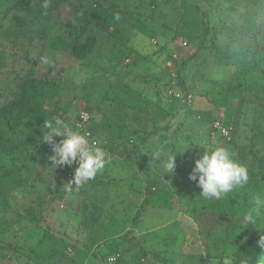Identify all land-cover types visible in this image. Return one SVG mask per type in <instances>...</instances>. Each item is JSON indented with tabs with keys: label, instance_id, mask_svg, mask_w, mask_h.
I'll return each instance as SVG.
<instances>
[{
	"label": "trees",
	"instance_id": "1",
	"mask_svg": "<svg viewBox=\"0 0 264 264\" xmlns=\"http://www.w3.org/2000/svg\"><path fill=\"white\" fill-rule=\"evenodd\" d=\"M178 1L0 0V264H9L15 257L23 259L24 264H60L57 260L69 244L88 257L97 256L93 248L98 244L107 247L109 254L105 259L101 255L99 258L102 264H108L115 254L118 257L111 264H145L142 259L147 258L150 264H187L186 258H196L201 264H222L226 255H230L233 264H264V207L259 209L255 224L246 225L243 219L256 199L264 200V0H194L191 4ZM64 6L71 11L67 20L58 18ZM135 23L140 27L138 33L157 40L152 55L141 57L145 65L148 60L153 62V56H165L160 75H166L172 88L182 93L180 99L168 98L184 118L178 127L185 128L196 121L193 114L197 107L182 78L184 68L205 53L207 58L212 54V64L206 67L234 69L232 80L208 82L210 89L217 92L214 97H220V106L228 111L226 118L219 121L229 129L230 140L223 141L211 126L215 119L206 117L199 125L205 146L189 144L190 155L185 160L175 156L172 184L167 186L146 176L142 190L136 191L143 195L142 202L131 216V223L135 224L146 208L171 209L176 197L180 213H187L198 228L204 216L212 217L214 224L202 242V256L191 251L195 235L200 234L194 227L184 230L187 245L181 246L173 258L166 251L143 248L133 236L134 225L126 231L123 212H117L118 217L105 215L102 208L87 201L85 182L77 188L71 181L76 164L51 165V146L40 140L44 121L59 118L77 131L74 125L78 114L69 112V106L60 105L70 66L59 61L57 55L86 66L101 41L111 40L116 52L110 53V70L119 67L128 73L130 65L123 66L125 58L135 52L133 65L141 59L128 47L136 34L131 27ZM113 28L125 34L127 31L124 41L112 35ZM224 34L229 43L238 44L237 51L229 52L228 47L223 50L217 45ZM176 40L195 50L181 62L172 55ZM168 62L172 69L165 66ZM107 88L109 91H103L97 106L87 105L84 109L90 115L91 138L97 140L91 128L93 115H97L103 120L102 133H109L111 140L118 141L119 149L129 152L142 172L153 161L152 156L145 157V146L151 138H167L172 129V112L145 93L133 91L122 77L112 78ZM241 125L247 127L249 135L242 141L236 137ZM55 139L59 142L62 137ZM217 146L228 148L233 158L246 166L249 176L248 183L236 188L231 199L223 202L196 198V182L189 179L195 160L205 149ZM197 151L201 154L192 159ZM30 168L35 171L32 175L28 174ZM43 173L49 174L51 181ZM98 179L100 176H95L94 180ZM131 186L128 189L133 191ZM160 188L169 190V195L158 193ZM75 198L81 201L73 210L78 219L75 237L71 238L65 230L54 231L47 226V215L56 202L66 199L68 207ZM222 207L230 208L231 213L221 214ZM70 221L68 218L64 227Z\"/></svg>",
	"mask_w": 264,
	"mask_h": 264
},
{
	"label": "rangeland",
	"instance_id": "2",
	"mask_svg": "<svg viewBox=\"0 0 264 264\" xmlns=\"http://www.w3.org/2000/svg\"><path fill=\"white\" fill-rule=\"evenodd\" d=\"M194 0H180L179 4L188 3L191 4ZM203 4V3H202ZM206 5L204 4V7ZM233 17V16H232ZM58 18L61 20H67L71 18V11L67 6L61 8ZM231 20L235 21L236 17L231 18ZM129 20L126 21V23ZM240 24V23H239ZM263 23L259 22L261 26ZM130 23L127 27H130ZM263 26V25H262ZM134 32L136 33L132 39L130 40L129 48L132 47L139 54V58L144 57L145 55H152L155 51V47L153 46L157 40L150 39V35L146 33H138L137 30L140 29L137 23L132 25ZM264 30V26L262 27ZM126 31V30H125ZM112 35L122 42L124 41L126 34L120 31L111 29ZM229 38V37H228ZM227 38V35H221L216 41L217 45L221 49H227L229 52L237 51L236 42L234 44L229 43L230 39ZM117 41V43H120ZM111 40H102L98 48L95 50L94 55L88 60L89 64H85L86 66H80L77 61L66 58L62 55H57L58 60L68 63L69 70L67 72V77L63 84L64 93L60 102L62 106H69V112H74L75 114H79L85 107L97 106L101 101V96L104 92L109 91L110 88H107L112 81V78L122 77V79L128 83L130 88L133 91H138L141 93H145V95L151 99L154 103L158 102L161 107L164 109L170 110L172 112L173 118L171 121L172 129L168 133L167 138L159 139V138H151L146 144L145 157L148 159L152 156L153 161L151 163H147L143 167V171L138 170L134 157L129 152H124L119 149V142L113 141L110 139L109 133H102L101 127L104 126L102 117H98L97 115H93L91 128H94L96 132L97 147H101L107 157L108 163L105 168L99 172L96 177L101 179L98 180H88L85 181L87 188V196L86 200L95 203L97 206L102 208L105 212V215H109L111 213L112 217H118L117 212H123L125 220L123 224H126V231L128 232L130 228L133 227V236L137 239L138 243L145 249L151 250H161L168 252L169 258H173L175 255H178L181 251V246H186L187 242L185 239L183 240L184 230L191 228H198L197 223H194L192 218L187 214L180 213V207H178L176 202V197H174L172 201L171 209H153L146 208L140 217L136 219V223H131V216H134V212L136 210V205L139 206L142 202L143 195L136 193L137 190H142L143 184L146 176L154 178L159 182H163V184H172L174 182V175H169L167 173L162 175V169L160 166V162L154 159V154L156 152H161L164 154V158H166L167 154L171 150L176 153V157H179L185 160L186 157L190 155V148H188L189 144H200L205 146L206 140H202V130L200 129V124L206 121V117H210L212 119L223 120L226 118V113H228L227 109L220 106V97L217 99L214 97L216 90L210 89V85L208 82L211 80L217 79H233V68H225L207 66L206 64H212L211 58L212 54H209L207 58L205 53H200L199 56H196L194 61L190 63L188 66L184 68L182 71V78L184 79L185 87L190 93L191 100L194 98L196 105V113L193 114L195 118V122L189 123L188 127L182 128L178 125L183 121L182 113L178 112V109L171 104L168 98V90L175 91L176 94L181 96V92L175 90V88L169 84L168 77L166 75H160L165 56L161 57H151L153 62H148L145 65V60L138 59L137 64L132 63V58L136 56L135 52L130 55L128 58H125L123 61L124 65H130L128 68V73L125 70L120 69L119 67L114 70H110V65L112 58L110 53L113 51L114 55L116 49L113 50ZM195 50L181 40H176L172 44V55L175 60L184 61L186 60ZM225 52V51H224ZM226 57V54H224ZM156 65H153V63ZM169 69H172L173 65L171 62H168L166 65ZM164 66V67H165ZM127 74V75H126ZM169 86V87H168ZM107 88V89H106ZM105 90V91H104ZM210 95H208V91ZM104 91V92H103ZM206 92V94H205ZM215 102L216 105H214ZM171 106V107H170ZM68 112V113H69ZM197 114V115H196ZM197 116L200 119H197ZM241 118V116H240ZM249 122V120H248ZM75 127V126H74ZM247 127L241 125L239 127V132L236 137H239L240 140H244L246 138ZM249 136V135H248ZM213 143L215 139L210 140ZM193 150V148H191ZM183 151V153H181ZM196 156L191 157L194 159L198 158L199 152ZM194 155V154H193ZM22 161V160H21ZM24 162L28 163L27 160ZM31 166L34 167L35 163L31 162ZM34 169L28 170V174L32 175L34 173ZM146 172V173H145ZM44 174V173H43ZM147 174V175H146ZM44 178L47 181H51V176L49 174H44ZM132 184L133 191L129 190V185ZM120 185V187H119ZM197 185V184H196ZM117 186V188H113ZM168 186V185H167ZM197 196L196 198H201L200 191L201 189L197 186ZM46 190L49 191L47 186ZM161 195H169V190H164L162 188L156 190ZM234 191L222 199H219L220 202H223L224 199H231L234 195ZM68 200V198H66ZM56 202L52 211L47 215V226H50L54 231H62L65 230L71 238L75 237V229L77 225L78 214L77 212L73 214V210L76 211V207L80 206L79 201L81 199L75 198L74 203L70 204L68 207V201ZM74 199V198H73ZM78 202V204L76 203ZM76 204V205H75ZM78 205V206H77ZM135 206V207H134ZM235 210V208H232ZM231 213L230 208L221 209V214H229ZM68 218L71 219L70 225L64 227L66 220ZM192 221V222H191ZM213 220L210 216H204V218L200 222V227L198 228L200 234L195 235L193 239L194 248L191 250L196 256L203 255V244L202 242L206 240V232L212 226ZM218 224V223H217ZM192 230V229H191ZM194 232V231H193ZM196 233L197 230H196ZM200 237V238H199ZM81 240H83L81 238ZM99 245V244H98ZM97 245V248H93L96 251V257H88L83 253H80L77 250H73L72 245L69 244L66 250L62 252V258L57 260L60 264H102L99 261L100 255L103 259L109 253L108 248ZM101 246V247H100ZM113 254V253H112ZM66 258V260L64 259ZM187 259V264H201L198 259ZM145 264H150L151 260L147 258ZM108 264L112 262L108 261ZM7 264V263H5ZM9 264H24L23 259L13 258ZM107 264V263H106ZM203 264V262H202ZM211 264H221L220 262H212Z\"/></svg>",
	"mask_w": 264,
	"mask_h": 264
},
{
	"label": "clouds",
	"instance_id": "3",
	"mask_svg": "<svg viewBox=\"0 0 264 264\" xmlns=\"http://www.w3.org/2000/svg\"><path fill=\"white\" fill-rule=\"evenodd\" d=\"M44 6L47 7L46 4ZM40 131L42 133L40 140L51 146L53 154L48 157L51 165L56 167L78 165L71 179L77 188L85 181L94 179L108 163L102 148L91 146L85 134L74 131L68 123L59 118L44 121ZM56 137H62V139L57 142ZM175 155V152L170 153L164 158L161 152L154 154V159L160 162L163 176L165 173L175 174ZM194 163L189 179L196 182L201 189L200 196L203 199H222L236 188L248 183L246 166L237 162L226 147L207 148ZM261 207H264V200L256 199L253 207L243 217L246 225L256 223ZM261 241L264 242V237H261ZM222 264H233L230 255L222 259Z\"/></svg>",
	"mask_w": 264,
	"mask_h": 264
},
{
	"label": "built area",
	"instance_id": "4",
	"mask_svg": "<svg viewBox=\"0 0 264 264\" xmlns=\"http://www.w3.org/2000/svg\"><path fill=\"white\" fill-rule=\"evenodd\" d=\"M168 95L169 97H174L177 99H180L181 96L179 94H176L175 91H172L171 89L168 90ZM89 122H90V115L89 113H87L85 110H82L81 112H79L78 114V119L75 122V129H77V131L85 134L89 141H90V145L95 147L97 145L96 140L91 138V133L88 129L89 127ZM212 128L217 130L219 132V135L223 138V141H229L230 140V132L229 129L227 127H225L218 119L213 120L212 124H211ZM78 165L76 164L75 168ZM75 171V169H74ZM72 183V182H71ZM70 183V184H71ZM118 257V254H115L113 257H110L108 259V261L110 262H114L115 259ZM145 262V260L142 259V262Z\"/></svg>",
	"mask_w": 264,
	"mask_h": 264
}]
</instances>
